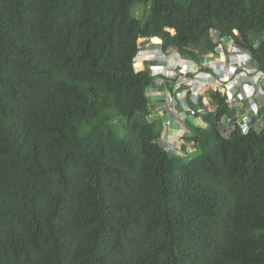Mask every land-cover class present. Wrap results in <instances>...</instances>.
Returning a JSON list of instances; mask_svg holds the SVG:
<instances>
[{"label": "trees", "instance_id": "1", "mask_svg": "<svg viewBox=\"0 0 264 264\" xmlns=\"http://www.w3.org/2000/svg\"><path fill=\"white\" fill-rule=\"evenodd\" d=\"M139 39L264 73V0H0V264H264V101L187 98L167 150Z\"/></svg>", "mask_w": 264, "mask_h": 264}, {"label": "built area", "instance_id": "2", "mask_svg": "<svg viewBox=\"0 0 264 264\" xmlns=\"http://www.w3.org/2000/svg\"><path fill=\"white\" fill-rule=\"evenodd\" d=\"M215 53H216L215 55L216 57L221 54H226L227 60L218 63V65H214V63H211L213 62L211 58H214V56L209 55V56L203 57V59H201L199 63L190 61L188 62L187 69H190L193 73L191 78L185 76L187 69L186 70L182 69V70L177 71L176 69H172L170 67H167L168 69H165L163 67L161 68L158 66H155L151 69L152 76H164L166 78H171L172 82H174V84L172 85V89H171V92L173 93V98L169 94V91L168 92L165 91L168 94V95L166 94L167 95L166 96L167 105L170 102L172 104H170V107L167 106V108L169 107L167 110L168 114H167L166 120L163 123V128H164L165 133L161 136V142H165V141H162V139H166L168 135V131L173 124V121L177 124L184 125L186 118L196 117V111L194 109H190L187 106H185V109L183 108L182 103L185 104L186 102L185 98H186L187 92L189 91L190 100L193 102V104L197 105L198 97L202 95V94L199 95L197 93L198 89L210 87L215 81H220L221 79L222 81L225 80L226 78L223 76V74L226 73L227 71L229 72V76L232 77L230 91L228 93H225L229 102L236 103L237 101H234V95H237L236 97L240 101H242L243 98L244 100L245 98H247L248 104H250V106H254V99H252L254 90H252V94L250 96L247 95L248 94L247 90H249V86H251L252 81L254 82L251 86L253 89H254L253 85L255 86L261 83L264 84V73L256 72L255 74H253L254 72L253 69L248 67V65L246 64V61L241 60L243 61L241 62L239 58H237L240 55L238 54L239 53L238 49L235 47H229V46L225 47L219 44L215 49ZM204 68L210 69V72L204 71ZM248 71H251V72H248ZM242 73H244L245 75H248L247 78H249L251 81L248 80L247 81L248 83H245L244 82L245 80L243 79L240 80L239 77H240V74ZM252 78H255V79L252 80ZM186 84H190L189 90L186 91V94L184 95V97L183 96L180 97L179 94L182 93L181 86L186 85ZM237 88H240V89L237 90ZM171 98L173 100H171ZM177 99L180 101V107L183 109L182 112L177 111V102H176ZM233 119H234L233 117L225 118L224 120L225 130H229V128L232 127L231 125L233 124V121H234ZM240 127L242 128L243 131H246L248 129V127L244 123L240 124Z\"/></svg>", "mask_w": 264, "mask_h": 264}, {"label": "rangeland", "instance_id": "3", "mask_svg": "<svg viewBox=\"0 0 264 264\" xmlns=\"http://www.w3.org/2000/svg\"><path fill=\"white\" fill-rule=\"evenodd\" d=\"M143 12H144V7H142L141 5H138V6H136L134 8V13L137 16H140ZM170 33H173V32L170 31ZM142 42H145L144 39H139L138 40L139 48L142 49L141 50V51H143V55L142 56H144V57L148 53V50L149 49H147V48H151V46L156 45V44H159V41L156 40V39H151L146 44H143ZM244 57L245 56L240 57L239 60L241 61V59L244 58ZM170 58H172L171 61L174 62V63L177 62V61H180L179 58H177L174 54H172ZM225 60H227V55L226 54H221L217 58H215V57L212 58V61L213 62H211V63H214V64L217 65L218 63H220L222 61H225ZM165 61L168 62V63H170L168 57L165 58ZM241 62H243V61H241ZM138 63H140V66L138 65ZM149 64H151V63H149ZM149 64H147V63L146 64H143L142 61H141V57H140V58H135V64H134L133 67H134L135 71H142V70L148 68V65ZM151 65H149V66H151ZM248 72H251V71H248ZM223 76L225 78H228L227 73H224ZM247 76L248 75H245L244 73H242V74H240V77L239 78H240V80L241 79L245 80L244 81L245 83H248L247 81L248 80L251 81V80L249 78H247ZM165 79L166 80H169V81L171 80V78H165ZM253 79H255V78H252V80ZM235 80H237V79H235ZM225 83H226V81H225ZM253 83L254 82L252 81V84ZM173 84H174V82H166L165 80H162L159 77H156V79H155L154 88L157 89L156 90L157 91L156 93L159 94V95H153L154 100L155 99H158L159 100L155 104V110L157 111V115H159L160 118H162L163 120L166 118V116L168 114L167 113L168 112L167 110L170 107V104H172L170 102L167 105V97L166 96L168 94L165 92V88L167 87V89L168 88L169 89H172V85ZM222 84H223L222 79L220 81H215L210 87L199 88L198 91H197V93L199 95L202 94L204 98L206 97V91L209 90V89H215L216 88V89H219L220 92L224 91L225 93H228L230 91V88H231L230 87V84L229 83L226 84V85H224V84L222 85ZM252 84H251V86H252ZM186 85H189V84H186ZM263 85H264L263 83L258 84V85H255V86L253 85L254 89L251 86H249V90H247L248 91V94L247 95H249V96L252 94V90H254L253 97H252V99H254V104H256L257 102H260V101L263 103V101H264V92H262V90L264 91ZM169 94L173 98V93L171 92V90H169ZM185 94H186V90H183L182 93L179 94V96L180 97H182V96L184 97ZM163 97H164V99H163ZM172 98H171V100H173ZM242 101H244V98H243ZM182 104H183V108L185 109V106L186 105L184 103H182ZM167 106H169V107L167 108ZM207 108L209 109V108H211V106L208 104L207 105ZM162 109L165 110V111H161ZM177 114H178V112H177ZM195 120H196V122H198L197 125L199 127H201V128L205 127V125L203 124V122L198 117L195 118ZM171 129H172V132L170 133L171 136L169 138L166 137V139H162V141H165V142H162V143L165 144L164 146H165V148L167 150H170V151H172V150H178V149L180 150L181 147H183V145L181 144V141L179 140L180 138L183 139V142H187V143H183L184 144V148H185V150H186L187 153L188 152H193L195 150L196 147L194 145V142L193 141H189L188 139H185V137H188V136L191 137L192 136V132H193L192 127L189 128V125L188 124L185 125V127H184V125L179 124V127H178V125L173 121V125H172ZM172 141L175 142L173 145L171 144V143H173Z\"/></svg>", "mask_w": 264, "mask_h": 264}, {"label": "clouds", "instance_id": "4", "mask_svg": "<svg viewBox=\"0 0 264 264\" xmlns=\"http://www.w3.org/2000/svg\"><path fill=\"white\" fill-rule=\"evenodd\" d=\"M145 41V40H144ZM142 43H145V42H142ZM148 43V42H147ZM161 43V42H160ZM160 43L159 44H156L157 46H159L160 47ZM138 46H139V44H138ZM159 47H155V45H153V46H151V48H147V49H149L148 50V53H147V55H145V57L144 56H142L143 55V51H141L142 49H140L139 48V50H138V52H137V55L135 56V58H140L141 57V61H142V63L143 64H149V63H151V64H149V65H151V66H149L148 65V69H149V72H150V75H151V69L153 68V67H155V66H158V67H163V68H165V69H168L167 67H170V68H172V69H176L177 71L178 70H182V69H187V67H188V62H190L191 60H188V59H184V58H182V57H180L176 52H172L171 54H165ZM235 48H237V47H235ZM238 49V51H239V55L240 56H238L237 58H240V57H243V56H245L244 58H242L241 60H245L246 61V64L248 65V67L249 68H251V66L249 65L250 64V57H249V55L247 54V53H245V52H243V51H241L239 48H237ZM142 54V55H141ZM172 54H174L177 58H179V60L180 61H177V62H172L171 60H172V58H170L171 57V55ZM141 55V56H140ZM215 55H216V53H215ZM214 55V57H216ZM205 56H209V54L208 55H203V56H201L200 57V60L201 59H203V57H205ZM166 57H168L169 58V61H170V63H168V62H166L165 61V58ZM218 57V56H217ZM216 57V58H217ZM207 59H209V58H207ZM212 59V58H211ZM191 62H194V61H191ZM134 63H135V59H134ZM196 63V62H195ZM214 65H216V64H214ZM218 65V64H217ZM204 71H207V72H210V69H208V68H205V70ZM227 73V75H228V78H226L225 80H223V84L224 85H226V84H230L231 85V80H232V77H229V72L227 71L226 72ZM256 73V72H255ZM254 72H253V74H255ZM192 75H193V73H192V71L190 70V69H187V71H186V73H185V76L186 77H189V78H191L192 77ZM152 76V75H151ZM250 76H252V75H250ZM155 77H161L160 79H162L163 77L162 76H155ZM225 81H226V83H225ZM222 84V85H223ZM189 87H190V84L189 85H182L181 86V91H183V90H186V91H188L189 90ZM240 88H237V90H239ZM210 90V89H209ZM212 90H214V89H212ZM208 92V90L206 91V93ZM222 94H224L225 92L224 91H222L221 92ZM237 94V93H236ZM202 97H203V95H201ZM235 97L237 96V95H234ZM187 98H189V100H190V94H189V91L187 92V94H186V98H185V101H186V99ZM236 99L237 100H239L237 97H236ZM236 101V100H235ZM240 101V100H239ZM176 102H177V111L178 112H182L183 111V109L180 107V101L177 99L176 100ZM185 104H186V106L188 107V108H190V109H193L191 106L189 107L188 106V103H187V101L185 102ZM250 108L251 107H254V108H256V105L254 104V106H249ZM163 110V109H162ZM165 111V110H164ZM166 118H167V116H166ZM166 118L164 119V121L166 120ZM189 118H191V119H195V118H197V116L195 117V118H192V117H189ZM199 118V117H198ZM187 119V118H186ZM200 119V118H199ZM201 120V119H200ZM202 121V120H201ZM164 123V122H163ZM177 124V123H176ZM197 124H198V122H197ZM178 126H179V124H177ZM184 127H185V124H184ZM239 127H240V124H239ZM241 128V127H240ZM242 129V128H241ZM172 132V129L170 128L169 129V131H168V135H167V137L169 138L170 136H171V133ZM180 141H181V144H183V143H187V142H183V139L182 138H180L179 139ZM173 142V141H172ZM175 142H173V143H171L172 145L174 144ZM163 144V143H162ZM163 145H165V144H163Z\"/></svg>", "mask_w": 264, "mask_h": 264}, {"label": "bare ground", "instance_id": "5", "mask_svg": "<svg viewBox=\"0 0 264 264\" xmlns=\"http://www.w3.org/2000/svg\"><path fill=\"white\" fill-rule=\"evenodd\" d=\"M141 55H142V54H141ZM141 55H140V56H141ZM134 64H135V63H134ZM138 65L140 66V63H138Z\"/></svg>", "mask_w": 264, "mask_h": 264}, {"label": "crops", "instance_id": "6", "mask_svg": "<svg viewBox=\"0 0 264 264\" xmlns=\"http://www.w3.org/2000/svg\"><path fill=\"white\" fill-rule=\"evenodd\" d=\"M179 127V126H178Z\"/></svg>", "mask_w": 264, "mask_h": 264}]
</instances>
